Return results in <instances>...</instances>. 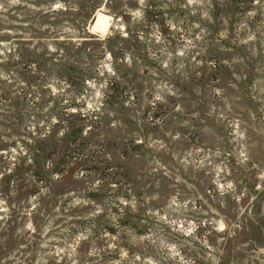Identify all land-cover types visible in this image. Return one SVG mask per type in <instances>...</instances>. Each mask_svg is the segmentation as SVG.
I'll return each instance as SVG.
<instances>
[{
	"label": "rangeland",
	"instance_id": "rangeland-1",
	"mask_svg": "<svg viewBox=\"0 0 264 264\" xmlns=\"http://www.w3.org/2000/svg\"><path fill=\"white\" fill-rule=\"evenodd\" d=\"M252 1L0 0V264H264Z\"/></svg>",
	"mask_w": 264,
	"mask_h": 264
},
{
	"label": "trees",
	"instance_id": "trees-1",
	"mask_svg": "<svg viewBox=\"0 0 264 264\" xmlns=\"http://www.w3.org/2000/svg\"><path fill=\"white\" fill-rule=\"evenodd\" d=\"M230 2H231L233 8H234L236 11H240V10L243 9L244 6L249 5V4L252 3L253 1H252V0H230ZM65 160H66V159H64V160L62 161V165H63V167L66 165V161H65ZM61 172H62V170H61V171H57V174H58V173H61ZM121 224H122L123 226H128V227L133 228V229L135 228V225L132 224V223L129 222V221L123 222V223H121Z\"/></svg>",
	"mask_w": 264,
	"mask_h": 264
}]
</instances>
